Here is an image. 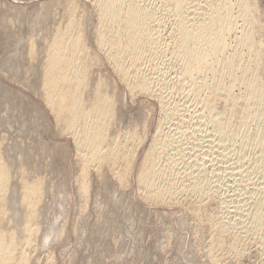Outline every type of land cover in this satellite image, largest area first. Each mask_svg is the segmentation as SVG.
Instances as JSON below:
<instances>
[{
  "label": "bare ground",
  "instance_id": "obj_1",
  "mask_svg": "<svg viewBox=\"0 0 264 264\" xmlns=\"http://www.w3.org/2000/svg\"><path fill=\"white\" fill-rule=\"evenodd\" d=\"M75 1H66L67 13L50 37L41 43L42 49L39 45L36 60L42 59L36 62L41 70L40 91L47 106L57 119H62L64 129L73 136L76 157L79 155L84 177H88L86 174L93 165L103 170V166L117 169L120 162L127 166L132 164L126 149L134 146L135 131L120 130L116 122L113 125L119 130H114L113 126L110 131V120L116 114L122 115L118 113L114 92L110 94L109 89L104 88L100 64L98 71L94 68L98 56L90 54L85 43L87 32L82 26L89 14L81 13ZM254 1L91 0L99 17L93 26L99 50L130 92L143 93L156 100L164 115L136 172L141 193L148 200L162 202L184 192L197 194L202 202L213 197L214 193L218 194L215 182L219 173L212 171L215 174L212 178L209 169L218 163L223 164L220 168L224 170L214 169L215 172L240 177V181L235 178L239 186L241 178L246 179L248 173L254 177L258 172L264 174V42L259 36V25L256 26L259 13ZM33 46L28 50L29 55L34 54ZM176 96L179 101L174 100ZM182 110L192 113L188 115L189 120L196 119L194 124L191 120L192 129L205 133L193 139L190 136L188 146L184 140L190 124L187 118L182 119ZM118 117L115 118L119 120ZM208 126L211 131L207 134ZM252 126L255 130L250 131ZM233 141H239L236 150L232 145L229 149L228 144ZM5 143H0V264H40V260L31 258L27 251L38 248L39 242L44 240L46 230L41 218L45 208V183L41 182V177L30 181L29 172L14 179L8 158L5 154L2 156L3 151L6 152ZM209 151H213L214 157ZM251 151L255 154L253 161L249 158ZM9 161L18 162L17 159ZM17 184L20 193L14 195L19 196L15 197L19 211L13 205ZM82 187L87 189L85 183ZM253 191L252 195L248 192L250 196L246 194L247 200L245 194H241L242 200H232L234 205L227 200L232 196L223 195L218 206L222 210L217 209L216 221L210 220L212 225L209 221L214 235L212 245L224 250L222 253L226 250L240 256L251 243V247L253 243L261 244L260 250L264 252V186L259 185ZM13 206L20 215L17 218L13 214L20 229L18 233L6 219L7 210L14 209ZM51 260L47 255L46 264H53ZM213 260L211 263L219 259Z\"/></svg>",
  "mask_w": 264,
  "mask_h": 264
},
{
  "label": "rangeland",
  "instance_id": "obj_2",
  "mask_svg": "<svg viewBox=\"0 0 264 264\" xmlns=\"http://www.w3.org/2000/svg\"><path fill=\"white\" fill-rule=\"evenodd\" d=\"M59 1L61 2L59 3ZM59 1L0 0V143L6 142L7 146L6 149H3L6 152L3 151L2 156L5 154L8 158L3 157L11 164L9 167L14 179L29 172L30 175H28L29 173L27 175L30 181L41 177V182L43 180L45 183L43 196L45 210L43 209L44 212H42L41 223L46 231L43 234V242H39L41 244L38 246L39 249L27 251L30 257L38 258L40 264L47 263L45 262L47 255L52 259L53 264H215L216 262H219L218 264H264V252L259 247L261 244L253 243L254 245L251 247V243L248 245L249 249L247 248L240 256L232 252L230 254L226 250L222 253L224 250L216 249L215 245H212L214 235L209 225L216 221L217 212L222 210L218 206H221L220 200L223 195L226 198L229 197L228 195L232 196L227 200L235 202V200L244 199L243 195L245 194V200H247L250 194L254 193L252 190L256 191L259 185L264 186V179H261L264 176L263 173L258 172L255 174L256 177L252 173L251 175L250 173L246 174L244 177L251 181L248 182L241 178L242 183L239 186L240 177H234L224 171L215 172L214 169L224 170L220 168L223 164L218 163L213 169L211 168L212 170L209 169L211 174L219 173L218 181L215 182L216 186L214 185L217 189L215 192L218 194L214 193V198H207L203 202L197 194L190 192L176 193L172 199H166V202L150 201L141 193V187L138 185L136 177L138 166L145 157V151L149 148L157 125L164 115L156 100L143 93L134 95L117 77V73L99 50L95 40L96 35H93L95 34L93 26H96L99 18L97 10L93 7L91 0H76L75 7L81 13L83 11L89 14L82 29L85 33L87 32L85 43L88 45L89 53L99 57H96L98 64L94 68L96 67V71H98V67H100L102 74L104 72V77L103 75V78L101 77L106 85L104 88L107 87L110 94L114 92L118 113L120 112L122 115L119 118L116 114L115 117H118L119 120L115 117L110 120V131L115 125L117 127L119 125L118 128L122 130L130 129L132 131L133 129L135 131L134 146H131L130 150L126 149L128 155L131 156L132 164L127 166L120 162L121 164H118L121 166L116 165L117 169L108 166L114 173L110 169L108 170L107 166H103L107 168L106 171L103 167V170L97 167L101 176L96 166L94 168L93 165L89 168L90 172L86 174L88 177H84L80 157L79 155V158L76 157L78 152H76L77 147L73 136L67 132V129H64L62 119L60 117L57 119L55 112L47 106L42 90L40 91L42 89L41 77L39 79L41 70L36 62L42 59L36 60L39 56V45L41 46V43L50 37L52 30L65 17L69 6L67 0ZM255 1V8L259 13H257L259 15L257 23L259 24L256 26L259 25L257 28L261 33L258 34L264 42V0ZM166 19L167 25H169L170 18ZM31 43L35 49L33 55H29ZM105 80L108 83H105ZM109 86L110 88H108ZM176 99L179 101V96L174 98L175 101ZM188 115L192 116V113L189 114L182 110V117L184 116L182 119L187 118L186 121L188 120V125L190 124L184 140L186 146L189 144L187 140L190 139V136L193 139L192 137L205 134L192 129L196 119L190 117L193 121L192 124ZM114 123L115 125H113ZM116 126L113 129L119 130L116 129ZM253 130H255L254 126L250 128V131ZM209 131H211V126L210 128L208 126L207 134L210 133ZM228 145L230 150L232 149L231 145L236 150L239 148V141H233ZM210 151L209 153H212L211 155L214 157L215 154L213 155V151ZM252 153L253 151L249 158L253 161L252 156L255 154ZM133 156L134 158H132ZM15 159L18 161H16L17 164L10 163L9 160L14 161ZM119 166L120 168H118ZM124 171H126L125 175ZM120 173L123 174L119 175ZM214 173L208 175L213 178ZM235 178H239V180L237 181ZM82 182L87 185L86 193ZM19 187L17 184L15 189L17 192L13 193V201L16 202L13 203L14 206L18 204L16 200L19 196L15 195L20 193ZM236 188H240V191L244 192L242 193ZM246 189L247 191H245ZM237 191L240 194H237ZM246 194L249 196L247 197ZM235 196H238L237 199ZM233 201L229 204L234 205ZM15 208L7 210L6 219L11 229L18 233L20 229L16 225L17 219L13 214H16L18 218L20 215L16 210L19 211L20 207L16 210ZM230 210L233 209L230 208ZM210 255L213 257H209ZM214 257L215 260H219H213ZM212 260L215 262L211 263Z\"/></svg>",
  "mask_w": 264,
  "mask_h": 264
}]
</instances>
